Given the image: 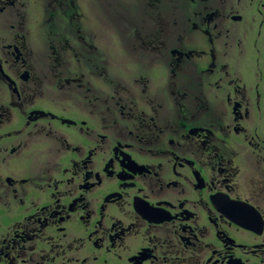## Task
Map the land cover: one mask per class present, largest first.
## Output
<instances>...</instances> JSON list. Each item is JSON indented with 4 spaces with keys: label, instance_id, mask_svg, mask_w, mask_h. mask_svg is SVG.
Returning a JSON list of instances; mask_svg holds the SVG:
<instances>
[{
    "label": "flooded vegetation",
    "instance_id": "flooded-vegetation-1",
    "mask_svg": "<svg viewBox=\"0 0 264 264\" xmlns=\"http://www.w3.org/2000/svg\"><path fill=\"white\" fill-rule=\"evenodd\" d=\"M24 1L0 0V264H264V0H44L41 63Z\"/></svg>",
    "mask_w": 264,
    "mask_h": 264
},
{
    "label": "rangeland",
    "instance_id": "rangeland-1",
    "mask_svg": "<svg viewBox=\"0 0 264 264\" xmlns=\"http://www.w3.org/2000/svg\"><path fill=\"white\" fill-rule=\"evenodd\" d=\"M120 1L119 3L122 4L123 6H129L131 8H135L137 5V0H114V2ZM29 2H31V5H29V10H28V4ZM27 2L26 0L24 1V4L26 6V10L22 9V12L24 14H26L27 18L29 19V26H27L26 28H28L32 34H33V40L34 43L32 44V48H33V55L32 57L36 58L38 63L42 62V59L44 57V54L47 52V48L45 45V41L43 39V34L42 30H40L41 25H42V21H43V17H44V6H45V1L44 0H31ZM99 15V14H98ZM18 19L16 20V23H18L19 21V17H17ZM35 30L32 29V26ZM102 25L101 21L98 24V28ZM115 33V30H114ZM116 34V33H115ZM102 35V33H101ZM117 36V34H116ZM123 37L125 36H113L111 35L110 40L106 41V44L103 43V40H98L97 46L100 48L101 52H106L107 55L109 56V54L111 55V57L113 59H116L117 57H121V59H124L125 62L127 64H120L121 67L126 68L129 71H134L135 68H133V64L130 62V60L123 58V57H128L132 56L131 52L125 51L124 50V54L123 53V49L119 44H123L126 45L127 40L124 39ZM108 38V37H107ZM112 44V53L110 51V48L107 45ZM128 44V43H127ZM106 50V51H105ZM128 61V62H127ZM114 71H116L114 69Z\"/></svg>",
    "mask_w": 264,
    "mask_h": 264
}]
</instances>
